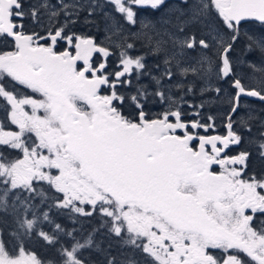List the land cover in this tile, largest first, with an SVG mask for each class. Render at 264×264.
<instances>
[{"label": "snow or ice", "instance_id": "obj_1", "mask_svg": "<svg viewBox=\"0 0 264 264\" xmlns=\"http://www.w3.org/2000/svg\"><path fill=\"white\" fill-rule=\"evenodd\" d=\"M109 5L130 25L137 24L134 6L165 15L125 32L105 11ZM82 12L86 23L103 14L107 39L120 50L114 73L92 62L93 53L106 59L109 48L69 31ZM26 17L44 34L26 33ZM250 22L264 26V0H39L27 11L23 0H0V40L13 47L0 52V213L11 217L8 232L17 245L12 255L0 228V264H44L24 246L34 237L57 249L55 264H89L84 251L92 249L101 264H264V227H255L264 217V179L245 178L250 152L228 151L251 132L252 114L239 126L235 120L241 98L264 101V75L260 87H248L231 55L242 40L246 53L264 55V33L244 30ZM141 38L162 56L158 74L143 55L130 54L136 47L130 40ZM59 41L67 45L60 53ZM245 63L264 74V67ZM144 77L154 81L151 90L139 83ZM211 78L235 90L224 97L222 86L200 89L226 99L224 135L201 134L217 128L211 115L204 123L184 119V96L197 80ZM133 80L135 90L121 94ZM173 88L183 90L179 99ZM152 102L164 107L154 118L145 111ZM124 105L137 119L122 114ZM260 137L264 159V131ZM53 207L98 216L93 232L103 229L128 252L118 259L93 232L78 238L76 228L53 219Z\"/></svg>", "mask_w": 264, "mask_h": 264}, {"label": "flooded vegetation", "instance_id": "obj_2", "mask_svg": "<svg viewBox=\"0 0 264 264\" xmlns=\"http://www.w3.org/2000/svg\"><path fill=\"white\" fill-rule=\"evenodd\" d=\"M54 2V0H53ZM175 0H169V3H173ZM39 3V0H23L24 8L25 11L28 10V8L32 5H36ZM134 10L137 12V24L136 25H130L126 21L121 19V14L116 13L114 11L113 6L109 5L105 8V11L108 12L111 16L115 17L117 20H120V22L123 24L125 32H127L129 29L132 31H139L140 30V22H147V21H152L155 22L157 19H159L161 16L165 15V13L157 12L153 14L151 9H145V8H137L134 6ZM87 15L86 12L81 13V18L80 21L76 24L69 25V31L70 32H75L76 34L79 35H84V36H90L93 37L97 44H102L103 46L107 47L110 49L111 54L105 59L102 57L100 53H93L92 54V62L99 64L100 62H105L107 64V71L109 73H114L117 71V64L119 62V53L120 50L113 45L110 44L109 40L107 39L108 33L105 31V21L103 18V14L100 13L98 14L95 19L94 23H86L84 17ZM24 24V31L26 33H32V32H39L41 35L44 34L43 29H41L39 26L34 25L30 19L27 17L23 21ZM256 24V23H255ZM259 25V24H258ZM113 39H116V37H113ZM130 42L135 43L136 47L134 50H129L131 55H143L145 57V62L148 65L149 69L153 71V74H158L155 71V65L159 63L162 59V56H157L153 55L150 47L146 45L145 41L143 38L137 39V40H130ZM41 44H47V40H41ZM67 45L65 41H59L57 45L54 48V51L60 53L63 52L66 49ZM13 50L12 43L11 41H3L0 40V52L3 51H11ZM70 51L75 52L74 49H69ZM233 61H234V66H235V71L237 75L239 76V54H236L234 51L231 54ZM83 62L82 61H77V66H82ZM190 79L191 76H189ZM188 77V79H189ZM183 79V78H181ZM198 82V85L200 86L199 89L207 87L208 85H211L213 88L222 86L224 89L223 95H225L227 92L228 93H233L235 90L230 87L228 84H224L223 82L217 81L215 78H211L207 81H202V80H197L196 83ZM140 84L145 85L146 87L151 90L155 84L154 81H152L149 77H144L141 79L139 82ZM137 86V82L133 80V87L129 89L125 88H120L119 91L121 94L128 95L131 92L135 90V87ZM231 88V89H229ZM27 91V90H25ZM204 93H209V92H204ZM29 95H32V93L29 91ZM104 94H108V92L105 90ZM225 97V96H224ZM200 97H196V106H199L200 104L203 103L204 107L202 109L200 108H191L193 110V113L199 111L200 115H194L192 113V117L194 120H201V123L207 122V118L209 115L213 116L215 118V123L217 125V128L215 131L210 130L208 133H204L203 130L201 131V134H206V135H214V134H220L224 135L226 133V129L224 127V124L226 123L225 116L228 112V108L224 107L222 108V102H216V94L214 92L210 93V97H204L203 100H201V103L199 102ZM250 102H256V101H250L246 99H241V107L239 109V115L235 117L237 126H239L240 122L242 120L247 119L249 114H252L254 116V119L249 120L248 124L250 125L251 123L256 125L258 123V117H259V112L256 109H250L249 106L251 105ZM261 103V102H259ZM264 105V103H262ZM122 114L129 119H137L135 115V110L128 105H124L121 108ZM145 111L149 113L150 118H154L160 111L158 109H155L153 107L152 103H149ZM3 113L0 112V116H2ZM9 127L13 130H15L14 125H9ZM256 126H251V132L255 130ZM250 132H244L243 135L248 134ZM195 143V142H194ZM243 142L236 146H232L228 151L229 155L235 156L238 155L242 149ZM239 147V148H238ZM238 148V149H237ZM239 150V151H238ZM17 154L16 153H9L10 158H15ZM217 171H219L218 167L216 168ZM247 172V170H246ZM248 175H246L245 178H247ZM264 179V178H262ZM47 187V186H45ZM51 195V194H50ZM45 208H47V205H45ZM50 215L53 217V219L61 223L66 229H72V227L77 228L80 225H83V238L87 237L90 232H93L94 229L98 228L100 225V218L98 216H93V217H81L76 214H69L67 210H60L56 208H52L50 211ZM72 217H74L77 220L76 224H73L72 222ZM0 228L3 229L4 231V241L6 243L8 251L12 254H16V242L10 238L9 232H8V225L11 223V217H2L0 216ZM262 221H264V217H261L260 219H257L255 223L258 225V227L261 228L263 225ZM7 222V223H5ZM41 227L43 228L44 231H51V226L48 224H42ZM93 238L96 242V244L99 245L100 248L104 249H109L112 252L113 255H116L118 259H123L124 256L121 255V253L126 254L128 252L127 248H124L121 244H119L115 239L110 238L109 236L106 235L105 231L101 229L98 232H93ZM24 246L34 255L37 256L38 259L42 260L45 262L44 264H47L46 262L51 260V261H58V255H57V249L51 247L48 245L45 241H43L41 238L34 237L31 240H27L24 242ZM47 248L49 251L45 249ZM84 259L89 261V264H101L103 260V256L96 250H85L84 251ZM245 261H249V258L246 256L244 257Z\"/></svg>", "mask_w": 264, "mask_h": 264}, {"label": "trees", "instance_id": "obj_3", "mask_svg": "<svg viewBox=\"0 0 264 264\" xmlns=\"http://www.w3.org/2000/svg\"><path fill=\"white\" fill-rule=\"evenodd\" d=\"M244 30L246 32L250 31V32H255L257 34H260V33H264V26H261L255 23H249L245 25ZM234 52L236 54H239V77L248 87H254V88L260 87V84H258L257 81L264 74L258 71H254L252 68L248 67L247 63L245 62L252 61L254 64L257 65V67H264V55H261V53L258 50L246 53L243 40L240 41L236 45ZM251 79H253L254 81ZM189 80H191L190 77H189ZM199 88L200 86L198 85V82H197L194 85L193 93L184 96V100L187 101V103L182 102L183 109L186 113V115L184 116L185 120H189V121L194 120V118L192 117L193 110L188 107V104L197 105L196 97H200L199 98L200 103H201V100L204 99V97L206 98L210 97L211 92L202 94ZM172 93L174 96L177 97V99H179V97L183 95V90H177L173 88ZM228 95L229 93L227 92L224 96L227 97ZM220 101L222 102V106H221L222 108L229 106L226 99L216 98V102H220ZM152 104H153V107H155V109H158L160 112L164 110V107L160 105L159 103L152 102ZM250 104H251L249 106L250 109L253 108V109L258 110L259 112L258 123L256 125L255 124L253 125L250 121V126H256V128L253 132H250L244 135L243 146H242V149L240 150L241 152L247 151L251 153V156L248 161L247 172H246L248 177L255 176L257 179H262L264 178V159H261L259 157L257 146L261 139L260 133L264 131V126H262L264 125V105L259 102H250ZM0 216L7 217V216H4L3 213H0ZM255 227L257 229H260V227H258L256 223H255ZM262 227H264V223L261 226V228ZM76 230H77L76 232L77 237L80 239H83V225L78 226ZM45 249L47 250V252L49 251L47 248ZM46 263L55 264V262L51 260L47 261Z\"/></svg>", "mask_w": 264, "mask_h": 264}, {"label": "water", "instance_id": "obj_4", "mask_svg": "<svg viewBox=\"0 0 264 264\" xmlns=\"http://www.w3.org/2000/svg\"><path fill=\"white\" fill-rule=\"evenodd\" d=\"M250 23H256L258 24L257 22H250ZM241 99H246V100H250V101H256V102H261V103H264V101H260L258 100L257 98H254V97H242Z\"/></svg>", "mask_w": 264, "mask_h": 264}, {"label": "rangeland", "instance_id": "obj_5", "mask_svg": "<svg viewBox=\"0 0 264 264\" xmlns=\"http://www.w3.org/2000/svg\"><path fill=\"white\" fill-rule=\"evenodd\" d=\"M254 79V78H253ZM253 79H251V80H253ZM254 81V80H253Z\"/></svg>", "mask_w": 264, "mask_h": 264}]
</instances>
